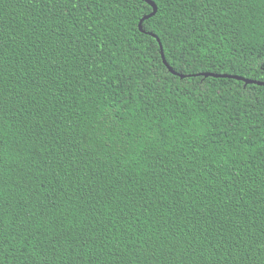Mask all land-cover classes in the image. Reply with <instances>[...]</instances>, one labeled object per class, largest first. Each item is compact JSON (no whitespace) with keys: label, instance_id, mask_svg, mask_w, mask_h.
<instances>
[{"label":"trees","instance_id":"16d2710c","mask_svg":"<svg viewBox=\"0 0 264 264\" xmlns=\"http://www.w3.org/2000/svg\"><path fill=\"white\" fill-rule=\"evenodd\" d=\"M122 2L0 0L2 264H264V85L195 75L264 81V0Z\"/></svg>","mask_w":264,"mask_h":264},{"label":"snow or ice","instance_id":"6c2138e0","mask_svg":"<svg viewBox=\"0 0 264 264\" xmlns=\"http://www.w3.org/2000/svg\"><path fill=\"white\" fill-rule=\"evenodd\" d=\"M54 2L57 4L70 5L71 8L83 6L84 9L89 13L93 11L94 6L99 7L103 5L106 7L108 3L112 4L111 10H115L117 7H124L122 0H54ZM227 2H230V0H160V3L163 4L165 8L174 6L179 8L181 12L174 14L171 19H168L166 14L163 13L159 7H155V10L151 13V15H157V13H159L160 22L163 23L165 20H167L169 25H173V22L175 21V23L179 24L185 30V32L190 35L191 32L196 31L201 25L209 28L212 26L219 28L220 24L217 20V16L219 11H223L225 17L227 16ZM131 3L139 7L141 5L153 4V0H131ZM217 4L224 5V7L219 10H214ZM200 5H203V8L206 9V11H201L199 17L196 16L195 11H189V9L193 8V6L198 9ZM181 13H186V15ZM231 35L238 40L240 32L238 30H232ZM181 55L183 54L177 52V56ZM214 55L215 54L213 53V56ZM213 56H209V59H212ZM175 58L177 57L174 56V59ZM261 68L264 69V64H261ZM128 75H131V73H125L124 71H121L120 77H117L114 83L109 84V88H119L121 91H123L126 87H131L134 84L139 85V81L127 79L126 76ZM126 100L127 97H122L120 102L123 103L126 102ZM2 148L3 146L0 145V151H2ZM2 199L3 192L0 191V200ZM3 255L4 251L2 247V241H0V258H2ZM0 264H2V259H0ZM44 264H48L47 259L44 260Z\"/></svg>","mask_w":264,"mask_h":264},{"label":"water","instance_id":"95a60500","mask_svg":"<svg viewBox=\"0 0 264 264\" xmlns=\"http://www.w3.org/2000/svg\"><path fill=\"white\" fill-rule=\"evenodd\" d=\"M152 6V12L155 10V7H157L156 3L153 1V4H150ZM151 12V13H152ZM151 13L145 15L139 22V27L142 31H144L143 29V21L154 16V15H151ZM150 35L154 36L159 44H160V47H161V54H162V57H163V61L164 63L168 66L169 70L175 74H177V72L168 64L167 60H166V57H165V54H164V51H163V45L160 41V39L158 38V36L156 34H154L153 32H149ZM195 75H198V76H204V77H208V76H212V77H228V78H234V79H238V80H243L246 84H257V85H264V81H261V80H253V79H249V78H245L243 76H240V75H231V74H221V73H215V72H200V73H197ZM184 76V75H182Z\"/></svg>","mask_w":264,"mask_h":264}]
</instances>
